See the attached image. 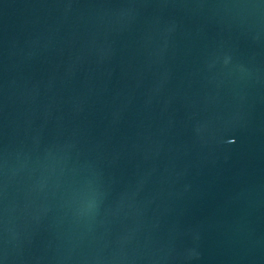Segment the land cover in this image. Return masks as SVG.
<instances>
[{
	"label": "water",
	"instance_id": "water-1",
	"mask_svg": "<svg viewBox=\"0 0 264 264\" xmlns=\"http://www.w3.org/2000/svg\"><path fill=\"white\" fill-rule=\"evenodd\" d=\"M0 261L264 264V0H0Z\"/></svg>",
	"mask_w": 264,
	"mask_h": 264
},
{
	"label": "snow or ice",
	"instance_id": "snow-or-ice-1",
	"mask_svg": "<svg viewBox=\"0 0 264 264\" xmlns=\"http://www.w3.org/2000/svg\"><path fill=\"white\" fill-rule=\"evenodd\" d=\"M232 142H233V143H235V141H234V140H233ZM0 264H3V262H2V261H0Z\"/></svg>",
	"mask_w": 264,
	"mask_h": 264
}]
</instances>
